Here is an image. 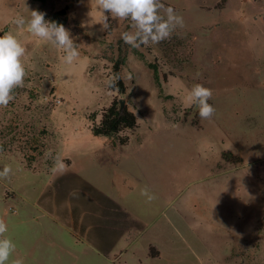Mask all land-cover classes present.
<instances>
[{
    "label": "rangeland",
    "instance_id": "374dc122",
    "mask_svg": "<svg viewBox=\"0 0 264 264\" xmlns=\"http://www.w3.org/2000/svg\"><path fill=\"white\" fill-rule=\"evenodd\" d=\"M161 3L184 27L132 48L121 39L131 22L105 13L103 29L94 0H0V36L11 31L27 49L24 86L0 107L10 260L264 264V0ZM28 10L66 11L78 62L12 23ZM121 59L125 94L108 88ZM195 84L212 90L210 120L183 102ZM114 100L138 127L95 136ZM56 158L65 168L53 172Z\"/></svg>",
    "mask_w": 264,
    "mask_h": 264
},
{
    "label": "clouds",
    "instance_id": "9594fccd",
    "mask_svg": "<svg viewBox=\"0 0 264 264\" xmlns=\"http://www.w3.org/2000/svg\"><path fill=\"white\" fill-rule=\"evenodd\" d=\"M97 11L102 15L103 29L109 27L108 16L129 20L131 31L121 33V39L132 48L142 45L158 44L169 38L179 27H184L183 17L178 15L172 7L165 6L161 0H94ZM29 11V10H28ZM30 16L17 15L12 23L31 37L38 38L54 48L61 50L64 55L61 60L66 65L78 62L79 46L74 42L71 33L63 24L55 21H46L45 13L38 10L29 11ZM27 49L24 44L11 31L0 36V107H7L14 99V91L24 86L27 70L24 58ZM212 97V90L201 84H195L187 90L183 102L198 109L201 120H210L215 114V108L208 103ZM65 165L56 158L52 168L53 172L63 170ZM12 173L10 166L0 170V179H7ZM140 195L147 202L153 201L156 196L148 186H144ZM8 225L0 219V264H24L22 259H11L16 250L12 239L5 234Z\"/></svg>",
    "mask_w": 264,
    "mask_h": 264
},
{
    "label": "trees",
    "instance_id": "16d2710c",
    "mask_svg": "<svg viewBox=\"0 0 264 264\" xmlns=\"http://www.w3.org/2000/svg\"><path fill=\"white\" fill-rule=\"evenodd\" d=\"M44 2L45 0H32ZM46 21H55L58 24L67 23V13L65 10L45 15ZM125 63V59L118 60L113 65L114 78L108 82V88L112 91H118L119 94L126 93V86L121 76V66ZM157 75V69H154ZM158 78V75L157 77ZM138 127L137 116L126 106H122L120 102L114 100L111 106L103 113L102 120L99 124H94L92 132L95 136L112 137L119 135L123 130H134ZM127 139L120 140L121 144H125Z\"/></svg>",
    "mask_w": 264,
    "mask_h": 264
},
{
    "label": "water",
    "instance_id": "95a60500",
    "mask_svg": "<svg viewBox=\"0 0 264 264\" xmlns=\"http://www.w3.org/2000/svg\"><path fill=\"white\" fill-rule=\"evenodd\" d=\"M121 105L123 106V102L121 101Z\"/></svg>",
    "mask_w": 264,
    "mask_h": 264
},
{
    "label": "crops",
    "instance_id": "0c3cea01",
    "mask_svg": "<svg viewBox=\"0 0 264 264\" xmlns=\"http://www.w3.org/2000/svg\"><path fill=\"white\" fill-rule=\"evenodd\" d=\"M131 212V211H130ZM132 213V212H131ZM133 214V213H132Z\"/></svg>",
    "mask_w": 264,
    "mask_h": 264
}]
</instances>
